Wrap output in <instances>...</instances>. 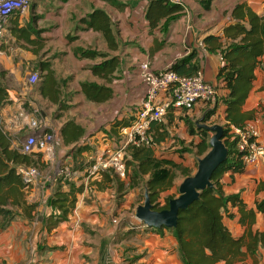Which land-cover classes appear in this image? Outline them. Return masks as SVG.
<instances>
[{
	"label": "crops",
	"instance_id": "1",
	"mask_svg": "<svg viewBox=\"0 0 264 264\" xmlns=\"http://www.w3.org/2000/svg\"><path fill=\"white\" fill-rule=\"evenodd\" d=\"M154 1L30 0L27 11L11 16L0 42V71L5 72L3 82L9 94L8 103L0 107V122L3 131L12 137L13 146L19 131L29 132L28 118L19 119L18 116L26 110L27 115H37L42 124L55 132L56 143L61 144L59 154L55 146L52 155L47 152L40 156L42 163L53 165L59 158L73 167L91 161L107 141L113 144L119 137L110 132L113 124L123 118L128 120L134 109L141 106L146 85L140 65L149 63L159 72L172 69L176 62L189 56H193L190 63L197 65L205 79L219 89L218 100L214 104H197L191 110L170 108L163 121L168 117L171 122L178 119L184 122L185 118L180 115L193 111L200 116L199 122L194 124L200 128L201 123H206V113L217 106L210 119L218 117V123H227L223 98L229 90L218 80L222 55L219 51H210L205 39L220 36L225 44L224 30L236 21L233 17L235 6L245 4L264 15V0H213L209 10L204 8L203 0H185L181 14L159 20L153 17L157 20L153 25L147 13ZM96 10L108 15L112 41H107L102 29L88 24L87 20ZM78 48L98 51L103 57H82ZM114 56L119 65L110 75L111 82L107 83L94 75L91 67ZM42 62L51 65L60 84L59 103L41 94L44 73L36 84L29 81L31 73H41L38 67ZM86 81L113 87V98L104 103L89 101L81 87ZM263 87L264 58L256 70V79L243 111L260 110V105L264 104ZM262 115L258 111L255 120L259 121V141L264 144ZM72 119L85 129L78 146L89 147L80 153L66 146L61 135L64 123ZM191 135L193 143L198 144L200 135ZM155 153L187 166L179 154L159 153L157 149ZM180 155L185 157L184 153ZM79 168L70 179L77 185L84 184L85 189L78 195L69 219L51 232L44 218L56 212L49 205V198L58 182L45 186L37 179L29 187L28 200L39 204L38 216L33 220L19 216L7 229L0 230V264H184L170 228L163 231L149 228L135 216L142 202L138 196L143 186H129L125 179L122 191L115 183L100 189L94 182L100 181L101 175L83 178L86 172ZM181 183L175 181L174 186L179 189ZM221 183L225 194H239L248 208L256 209V202L264 199V159L258 164H245L242 172L225 173ZM63 188L67 190L68 186L64 184ZM240 220L238 207L229 206L224 221L236 237L242 236L248 226ZM253 230L264 231V212L257 214ZM236 264L256 263L248 254ZM258 264H264L263 248L258 253Z\"/></svg>",
	"mask_w": 264,
	"mask_h": 264
},
{
	"label": "trees",
	"instance_id": "2",
	"mask_svg": "<svg viewBox=\"0 0 264 264\" xmlns=\"http://www.w3.org/2000/svg\"><path fill=\"white\" fill-rule=\"evenodd\" d=\"M213 0H203L204 8L209 10ZM182 4L171 3L170 0H156L148 9V17L155 25L162 17L174 18L183 12ZM235 22L228 25L224 30L225 44L220 36H209L205 43L210 51H219L223 57V64L218 73V80L225 83L229 93L223 98L226 105L224 141L229 149L228 158L214 172L212 176L213 187L204 190L200 198L187 209L180 212L177 225L171 229L177 240L178 250L184 264H236L248 254L258 264V253L260 248L264 249V231L253 230L256 216L264 212V199L256 202V209L248 208L239 194H225L221 179L227 172H242L245 164L236 149V142L232 140L227 127L231 125L241 127L248 121L257 117V112H262L264 119V104L260 110L249 112L243 111L250 92L256 79V70L262 65L264 58V15H259L245 4H238L233 11ZM109 17L102 10H96L88 24L96 29H102L107 41L113 40L111 28L108 25ZM106 22V24H104ZM82 57L95 58L102 56L95 50L78 48ZM193 56L176 62L172 69L180 75H193L198 72L197 65L190 63ZM119 65L116 56L106 59L100 64L91 67L94 75L111 82L110 75L114 74ZM38 70L39 79L43 77L40 92L43 97L53 103L60 101V84L54 76L50 64L40 63ZM5 72L0 71V107L9 101V94L3 77ZM82 91L89 101L104 103L114 96L113 87L107 84L95 82H82ZM264 89V87H263ZM217 107V106H216ZM216 107L206 113L208 120L215 113ZM128 120L123 118L117 120L111 129V133L119 134L123 126L131 124L138 111ZM161 122H154L151 126V146L129 147L126 154L127 178H130L129 186H138L139 180L145 177L142 187L143 199L146 190L149 192L155 208L162 210L169 207V200L175 196L170 195L162 202L163 194L172 190L178 174L185 178L193 175L192 170L172 158L157 156L155 146L160 144L165 133L160 132ZM156 129V133H154ZM191 134L198 133L200 142L196 144L197 155L201 157L210 149L209 131L203 127H191ZM84 127L75 120H68L61 128V135L66 146H71L78 153L88 149L89 146L79 147V140L84 136ZM156 134V135H155ZM116 135V136H117ZM200 159V158H199ZM40 160L33 159L31 155L25 154L13 146L12 137L5 133L0 122V230L7 229L19 216L33 220L38 216V203L28 200V189L30 186L24 181L19 172V167L39 163ZM84 163V164H83ZM79 169H86L93 163V159L83 162ZM66 164V163H65ZM70 173H74L72 166L67 165ZM131 169V172H129ZM102 179L96 180L94 184L98 188H104L113 183L117 184L122 191L126 182L110 171L102 172ZM69 175L57 177V188L49 198V205L56 211L49 217L44 218L46 228L52 231L60 223L67 221L74 212L78 195L85 189L84 184L77 185L70 179ZM64 184L68 189L63 188ZM238 207L241 214V222L248 226L244 234L236 237L224 221L225 212L228 207ZM166 227L157 228L163 231Z\"/></svg>",
	"mask_w": 264,
	"mask_h": 264
},
{
	"label": "built area",
	"instance_id": "3",
	"mask_svg": "<svg viewBox=\"0 0 264 264\" xmlns=\"http://www.w3.org/2000/svg\"><path fill=\"white\" fill-rule=\"evenodd\" d=\"M184 1L171 0L179 4H183ZM29 7L30 0H0V42L5 36L11 16L15 13H24ZM221 59L223 61L222 56ZM140 72L146 85L145 98L131 124L123 126L117 140L113 144L107 141L103 150L93 158V163L86 169L89 177L111 170L120 179H127V149L132 146H151V126L154 122H162L170 108L191 110L197 104H214L218 100L219 89L205 79L202 71L193 75H180L170 68L156 72L149 63H142ZM29 81L36 84L39 81V74L31 73ZM162 95H166L164 99H161ZM18 116L19 119L27 117L29 126L21 151L28 155L36 153L43 155L47 152L52 155L57 142L56 133L46 124H42L33 113L27 115L26 110H23ZM258 123L259 121L254 119L241 127L234 125L227 127L244 164H258L264 159V144L259 141ZM19 172L28 186H31L40 174L35 165L20 166ZM55 173L59 176L73 177V173H70L62 161L56 165Z\"/></svg>",
	"mask_w": 264,
	"mask_h": 264
},
{
	"label": "water",
	"instance_id": "4",
	"mask_svg": "<svg viewBox=\"0 0 264 264\" xmlns=\"http://www.w3.org/2000/svg\"><path fill=\"white\" fill-rule=\"evenodd\" d=\"M199 126L214 132L209 141V151L198 160L196 173L186 177L179 185V196L169 200L168 208L156 209L146 190L144 203L137 206L135 216L147 227L173 229L180 212L197 201L204 190L213 187L214 172L228 158L229 149L224 141L225 126L218 123H201Z\"/></svg>",
	"mask_w": 264,
	"mask_h": 264
},
{
	"label": "rangeland",
	"instance_id": "5",
	"mask_svg": "<svg viewBox=\"0 0 264 264\" xmlns=\"http://www.w3.org/2000/svg\"><path fill=\"white\" fill-rule=\"evenodd\" d=\"M180 117L188 119V120L186 121L184 119V122H181V119H178L177 121L173 120V122H171L169 120V118L167 117L165 121L161 122L159 129H160V132L165 133V137H164V140L162 141V143L157 144L155 146V149H157L159 153L168 152V154L172 153L173 155L179 154L178 156L180 158H183V160H185L187 166H189L191 168L192 174H195L197 169H198V160H199V158H202L205 154L202 155L201 157H199L197 155V148H196L195 144L193 143L194 138L189 133V131H190L191 127H193V126L196 127V125H194V124L196 122H199L200 116H198L195 112L192 111L191 114H188L187 112H183L180 115ZM218 119H219L218 117H215V118H211L210 120H205L204 122H206L209 125H213V124L218 123ZM218 124H220V123H218ZM153 131H154V133H156V129H154ZM26 134L27 133L25 131H19L15 135L16 138H15L14 146H15V148H18L20 151L22 149L23 141L25 140L24 135H26ZM213 134H214V132L209 131L210 137H212ZM55 146H56V150L59 154L61 144L56 143ZM157 146H159V147L157 148ZM180 153H182V154L184 153L185 157H184V155H180ZM39 156H42V154L41 153L31 154V157L33 159L40 160L39 163L33 164V165L37 166L39 169L40 174L38 176V180H41L45 186H50V185H52L53 182L56 181L57 177L59 176L55 173V168H56V165L60 162L59 161L60 159L58 158L57 161L52 165V164L42 163V161L40 159L41 157H39ZM80 166H81V164L80 165L74 164L73 167H71V168L73 169L74 172H76L78 170V167H80ZM84 177H89V175L87 173H85L83 175V178ZM184 179H185V177L179 173L177 178H176V181L182 182ZM127 181L128 182L130 181L129 177L127 178ZM144 183H145V177H142L139 180L138 186H143ZM31 186H33V185H31ZM170 195H173L175 197L179 196L178 186H174L172 188V190L164 193L163 198H162V202L164 203L165 198L167 196H170ZM138 200L142 201L141 203H144L145 199H143V193L142 192L139 194Z\"/></svg>",
	"mask_w": 264,
	"mask_h": 264
},
{
	"label": "bare ground",
	"instance_id": "6",
	"mask_svg": "<svg viewBox=\"0 0 264 264\" xmlns=\"http://www.w3.org/2000/svg\"><path fill=\"white\" fill-rule=\"evenodd\" d=\"M168 236V235H167Z\"/></svg>",
	"mask_w": 264,
	"mask_h": 264
}]
</instances>
